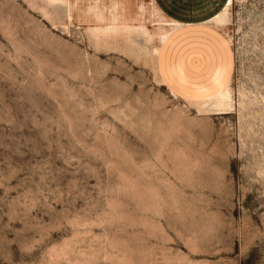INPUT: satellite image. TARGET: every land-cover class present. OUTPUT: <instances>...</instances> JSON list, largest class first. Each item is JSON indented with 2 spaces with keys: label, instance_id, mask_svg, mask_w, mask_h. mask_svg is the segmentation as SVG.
I'll use <instances>...</instances> for the list:
<instances>
[{
  "label": "rangeland",
  "instance_id": "obj_1",
  "mask_svg": "<svg viewBox=\"0 0 264 264\" xmlns=\"http://www.w3.org/2000/svg\"><path fill=\"white\" fill-rule=\"evenodd\" d=\"M148 2L0 0V264H264V0L221 18L213 112L161 84Z\"/></svg>",
  "mask_w": 264,
  "mask_h": 264
},
{
  "label": "crops",
  "instance_id": "obj_2",
  "mask_svg": "<svg viewBox=\"0 0 264 264\" xmlns=\"http://www.w3.org/2000/svg\"><path fill=\"white\" fill-rule=\"evenodd\" d=\"M148 1L166 21L181 25L160 46L156 72L162 85L188 102L216 97L229 84L233 72L232 46L214 23L224 9L215 12L212 0Z\"/></svg>",
  "mask_w": 264,
  "mask_h": 264
},
{
  "label": "bare ground",
  "instance_id": "obj_3",
  "mask_svg": "<svg viewBox=\"0 0 264 264\" xmlns=\"http://www.w3.org/2000/svg\"><path fill=\"white\" fill-rule=\"evenodd\" d=\"M49 2H51L53 5H58V4H64L67 0H48ZM101 2V1H100ZM227 5H226V8L221 12L219 13L215 18H214V23H215V26L217 27H223L224 24L221 22V18L222 16L224 15V13L228 12V8L233 4V0H229L227 1ZM93 3V2H92ZM102 3V2H101ZM149 3V2H148ZM99 4V2H98ZM93 5V4H92ZM105 6V5H104ZM107 6V5H106ZM120 6H121V3H115L113 4V10H112V20H111V25L107 28L110 29L112 26H116L117 25V21L121 20L122 17H125L124 15H121L120 14ZM68 7H69V11H68V16L69 17H72L73 16V13H74V6L73 4L69 3L68 2ZM87 8V7H86ZM107 10V9H106ZM86 11V10H85ZM110 14V13H109ZM90 15V14H88ZM111 15V16H112ZM92 16V15H91ZM89 17V16H88ZM157 17V16H156ZM106 18V17H105ZM111 18V17H110ZM93 19V18H92ZM160 19V18H159ZM163 19V18H162ZM108 20V19H107ZM98 21L100 22H103L104 21V18H102V16H98ZM163 20H161L162 22ZM157 22H160V20ZM181 24V23H180ZM165 32L166 34H162L163 35V41H162V44L168 39L169 35L171 34V32L173 30H175L179 25L174 23V22H169V21H166L165 23ZM183 26V25H182ZM181 27V25L179 26ZM105 29V28H104ZM101 29H99L97 31V33H101L100 32ZM160 54V48L156 50V55L158 56ZM157 73V72H156ZM157 75V74H156ZM159 76V74L157 75ZM160 79V78H159ZM162 84V83H161ZM230 86V83L214 98H211L207 101H204V103H211V104H207L205 105L206 107V111H215V110H226L227 108V99H228V88ZM172 94V93H171ZM174 96V95H173ZM175 98V97H174ZM197 103H202V102H197Z\"/></svg>",
  "mask_w": 264,
  "mask_h": 264
}]
</instances>
